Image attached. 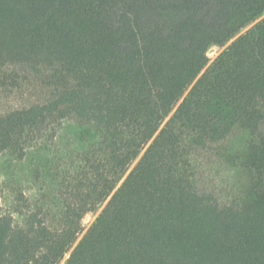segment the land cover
I'll return each instance as SVG.
<instances>
[{
	"label": "trees",
	"instance_id": "1",
	"mask_svg": "<svg viewBox=\"0 0 264 264\" xmlns=\"http://www.w3.org/2000/svg\"><path fill=\"white\" fill-rule=\"evenodd\" d=\"M11 66L47 94L0 154L43 152L61 215L0 206V264H264V0H0Z\"/></svg>",
	"mask_w": 264,
	"mask_h": 264
},
{
	"label": "rangeland",
	"instance_id": "2",
	"mask_svg": "<svg viewBox=\"0 0 264 264\" xmlns=\"http://www.w3.org/2000/svg\"><path fill=\"white\" fill-rule=\"evenodd\" d=\"M256 22L242 30L244 34ZM223 50L211 47L207 52L209 64ZM7 80H0V116L17 109L42 103L47 90L42 79L23 72L19 67H9ZM78 128L71 122H63L58 129L55 147L78 139ZM75 148L78 145H74ZM53 148V147H52ZM43 152L30 150L22 161L13 160L8 154H0V206L1 213L12 217L15 225L22 226L28 217L37 214L51 230L60 229L61 205L55 192L49 187L43 172ZM97 214L87 215L82 221L83 232L92 224ZM68 257V253L65 258Z\"/></svg>",
	"mask_w": 264,
	"mask_h": 264
}]
</instances>
